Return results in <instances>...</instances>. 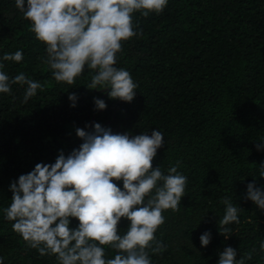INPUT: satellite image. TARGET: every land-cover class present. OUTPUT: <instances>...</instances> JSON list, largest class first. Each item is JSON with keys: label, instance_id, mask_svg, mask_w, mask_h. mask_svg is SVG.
I'll list each match as a JSON object with an SVG mask.
<instances>
[{"label": "trees", "instance_id": "16d2710c", "mask_svg": "<svg viewBox=\"0 0 264 264\" xmlns=\"http://www.w3.org/2000/svg\"><path fill=\"white\" fill-rule=\"evenodd\" d=\"M133 23L143 35L122 41L115 67L130 73L136 95L132 102L110 99L101 86L89 90L95 70L87 69L72 85L57 83L47 64L46 45L31 32V22L0 0V71L14 78L23 72L43 91L22 103L26 86L12 85L0 93V258L3 264H58L54 255L41 257L12 230L4 217L11 204L10 184L37 163H54L83 142L77 127L100 123L114 133L130 136L156 129L164 146L153 167L167 174L180 162L187 177L178 211L165 210V223L155 233L166 245L150 253L152 264H217L226 247L236 259L253 251L245 264H264V210L247 199L254 180L264 190V0H168L163 12L148 17L136 12ZM22 50L21 62L3 61L5 53ZM78 97L71 107L69 94ZM94 98L105 110H94ZM91 130V127L85 129ZM123 190L122 181H113ZM224 197L240 209L239 223L228 225V238L219 232ZM70 228L78 220L70 218ZM130 222L118 224L123 234ZM211 233L208 246L199 237ZM105 247L106 258L116 250Z\"/></svg>", "mask_w": 264, "mask_h": 264}, {"label": "clouds", "instance_id": "9594fccd", "mask_svg": "<svg viewBox=\"0 0 264 264\" xmlns=\"http://www.w3.org/2000/svg\"><path fill=\"white\" fill-rule=\"evenodd\" d=\"M168 0H15V7L31 22V32L46 45L47 64L57 83L72 85L87 69L95 70L87 89L101 86L110 99L132 102L138 87L130 73L115 67L122 41L139 38L143 30L132 16L163 12ZM3 61L21 62L22 50L5 53ZM4 65L0 63V69ZM26 86L22 103L43 91L42 85L21 72L14 78L0 71V93H11L12 85ZM70 106L78 97L69 94ZM94 110H105L104 100L94 98ZM91 127V130H85ZM76 136L83 142L65 155L61 150L54 163H37L27 174L10 184L11 204L4 217L14 221L12 230L36 249L41 257L54 255L58 264H152L150 253L162 254L166 245L155 233L165 223V210H179L185 194L187 177L178 172L180 162L167 174L153 167L157 150L164 146L159 130L130 136L114 133L110 127L93 123L77 127ZM264 140V139H262ZM258 151L264 145L257 144ZM264 177V165L258 169ZM113 181H122L123 190ZM247 199L264 210V190L255 180L247 184ZM224 215L219 232L228 238L232 223H239L231 198L224 197ZM70 218L78 227L70 228ZM122 218L130 224L121 235ZM202 247L209 245L211 233L200 237ZM116 250L106 258L105 247ZM254 251V250H253ZM249 251L237 260V252L226 247L217 264H245ZM259 251L264 253V241ZM0 264H3L0 258Z\"/></svg>", "mask_w": 264, "mask_h": 264}]
</instances>
